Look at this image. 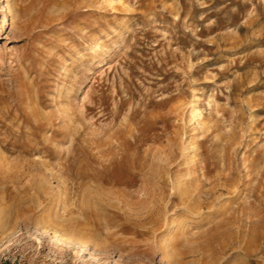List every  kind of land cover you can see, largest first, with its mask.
Returning a JSON list of instances; mask_svg holds the SVG:
<instances>
[{"label":"rangeland","instance_id":"obj_1","mask_svg":"<svg viewBox=\"0 0 264 264\" xmlns=\"http://www.w3.org/2000/svg\"><path fill=\"white\" fill-rule=\"evenodd\" d=\"M0 264H264V0H0Z\"/></svg>","mask_w":264,"mask_h":264},{"label":"bare ground","instance_id":"obj_2","mask_svg":"<svg viewBox=\"0 0 264 264\" xmlns=\"http://www.w3.org/2000/svg\"><path fill=\"white\" fill-rule=\"evenodd\" d=\"M110 2V0H109ZM113 3V2H112ZM111 3V4H112ZM191 113L193 115V117H195L196 115L200 114V108L197 104V96H194V99L191 103ZM193 138V137H192ZM196 223V222H195ZM51 228L54 232V234L61 240V241H65L70 243H79L80 245H85L87 244L84 240H80V238H75L73 235H70L69 233L63 231L61 228H59V226L57 225H50L48 223L45 224V228L44 230H47V228ZM49 230V229H48ZM76 244V243H75ZM72 245V244H71ZM84 247V246H83Z\"/></svg>","mask_w":264,"mask_h":264}]
</instances>
